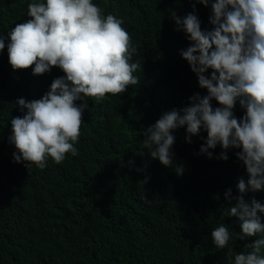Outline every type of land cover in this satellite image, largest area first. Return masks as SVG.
Here are the masks:
<instances>
[{"label": "trees", "instance_id": "obj_1", "mask_svg": "<svg viewBox=\"0 0 264 264\" xmlns=\"http://www.w3.org/2000/svg\"><path fill=\"white\" fill-rule=\"evenodd\" d=\"M34 0H0V264H234V255L258 236L238 238L240 221L228 216L232 199L240 193L239 179L248 174L236 153L219 158V145L200 154L207 139L203 129L187 141L186 127L173 131L174 164L183 175L151 159L144 148V130L163 113L189 105V98L207 95L181 50L190 46L183 31H176L172 13L193 12L190 0H93L123 21L138 49L133 62L143 71L134 73L139 84L122 95L106 94L88 105L75 147L61 164L50 157L43 170L14 161L9 142L11 119L23 116L16 101L42 98L55 78L51 72L34 75L33 67L13 70L8 60V33L24 23ZM46 2V0H44ZM202 30H211V2L196 3ZM211 70L206 75L210 76ZM212 106L221 107L213 99ZM26 112V110H25ZM239 120L246 110L237 102ZM131 162V163H130ZM146 181V182H145ZM231 189V197L225 193ZM264 204V191L247 192ZM261 215L264 222V213ZM225 224L233 232L228 248L217 249L211 231ZM229 248L232 258H229Z\"/></svg>", "mask_w": 264, "mask_h": 264}, {"label": "clouds", "instance_id": "obj_2", "mask_svg": "<svg viewBox=\"0 0 264 264\" xmlns=\"http://www.w3.org/2000/svg\"><path fill=\"white\" fill-rule=\"evenodd\" d=\"M193 12L184 17L172 13L176 31H183L190 46L181 50L191 71L198 77L199 93L189 98V105L165 112L144 132V148L151 159L172 167L183 175L184 166L174 164L172 151L174 130L186 127L187 141L203 129L207 139L200 154L212 158L209 149L218 145L224 150L219 158L227 161V150L236 153L248 174L247 182L239 179L240 195L232 198L234 206L228 216L240 221L238 238L258 236L234 255V264H264V204L254 197L244 198L249 191H264V0H190ZM211 2V30H202L195 13L196 3L205 7ZM26 22L16 24L8 33V60L13 70L33 67L34 75L51 72L53 67L65 74L55 78L42 98L16 104L23 116L11 119L9 142L15 145L14 161L27 168L43 170L49 157L61 164L68 154H79L75 145L84 123L88 105L76 101L92 97L102 101L106 94L122 95L129 86L139 84V61L133 62L138 49L132 44L123 21L112 14L105 16L93 0H34L28 4ZM5 38L0 36V52ZM211 70L210 76L206 73ZM213 99L221 107H213ZM237 102L246 114L237 119L233 109ZM26 110V112H25ZM131 163V162H130ZM146 182V181H145ZM231 197V189L225 193ZM217 249H225L233 232L225 224L211 231ZM229 248V258H232Z\"/></svg>", "mask_w": 264, "mask_h": 264}]
</instances>
